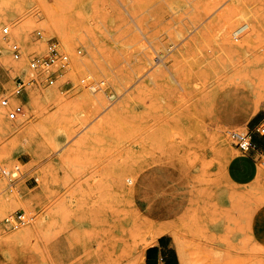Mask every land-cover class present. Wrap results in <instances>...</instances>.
<instances>
[{
    "label": "rangeland",
    "instance_id": "1",
    "mask_svg": "<svg viewBox=\"0 0 264 264\" xmlns=\"http://www.w3.org/2000/svg\"><path fill=\"white\" fill-rule=\"evenodd\" d=\"M51 42L69 63L48 84L56 66L28 63ZM18 77L0 264H54L57 238L86 264H141L162 234L178 253L163 223L188 264H264V159L228 135L264 108V0H0V98ZM18 210L28 222L4 224Z\"/></svg>",
    "mask_w": 264,
    "mask_h": 264
},
{
    "label": "built area",
    "instance_id": "2",
    "mask_svg": "<svg viewBox=\"0 0 264 264\" xmlns=\"http://www.w3.org/2000/svg\"><path fill=\"white\" fill-rule=\"evenodd\" d=\"M8 27L2 28L3 34H8ZM39 34V33H38ZM10 51L14 58H19L21 55V49L18 43H11ZM78 53L80 50L77 51ZM69 63L68 54L61 51L58 43L51 42L48 45V52L46 56H34L29 60L30 69H40L43 71H49L50 67L55 65L56 69L48 72L46 81L48 84H53L55 80V74L64 69ZM91 77L85 76L81 78L80 82L87 84L90 82ZM25 89V81L18 77L15 79L14 88L10 95H5L0 98V105L6 109V117L9 120H15L23 114V104L17 99ZM259 132H264V126L256 129ZM228 135L231 138L234 145L243 153L248 152L252 147L251 132L249 131H228ZM18 171V166L14 168ZM12 172L2 163H0V179L8 178L12 176ZM30 216L24 210H18L15 214L5 218L4 224L11 227H18L28 222Z\"/></svg>",
    "mask_w": 264,
    "mask_h": 264
},
{
    "label": "crops",
    "instance_id": "3",
    "mask_svg": "<svg viewBox=\"0 0 264 264\" xmlns=\"http://www.w3.org/2000/svg\"><path fill=\"white\" fill-rule=\"evenodd\" d=\"M264 126V108L250 117L245 127L251 132L253 147L246 153L240 151L243 160L248 162L264 159V132L256 129ZM30 182L26 184L28 186ZM32 188V187H31ZM47 253L54 264H86L87 258L83 253L73 249L64 239H56L46 245ZM69 253V255H67ZM141 264H181L180 257L169 240V236L160 235L151 245L145 248Z\"/></svg>",
    "mask_w": 264,
    "mask_h": 264
},
{
    "label": "bare ground",
    "instance_id": "4",
    "mask_svg": "<svg viewBox=\"0 0 264 264\" xmlns=\"http://www.w3.org/2000/svg\"><path fill=\"white\" fill-rule=\"evenodd\" d=\"M17 29V32H21L22 31V22L21 23H19V26L18 27H16ZM237 30V29H236ZM238 30H239V28H238ZM235 32V31H234ZM13 33H15V32H13ZM243 33V32H242ZM14 36V35H13ZM12 33L11 34H9L8 35V37H7V43H9L10 41H9V39H11L12 37ZM15 39V38H14ZM9 41V42H8ZM40 45H42V44H40ZM244 93V92H243ZM245 95V94H244ZM32 102H34V100H32ZM22 117V115H20L17 119H15V120H9L8 118H6V113H5V109H4V107H0V121L2 122V125H3V129H5L6 131H11L12 129H13V127H12V125H11V123L10 122H12V121H16V120H18V119H20ZM17 124V123H16ZM14 125V124H13ZM15 126V125H14ZM216 139V138H215ZM225 139V138H224ZM209 142V141H208ZM214 143V142H213ZM209 145V144H208ZM200 152V151H199ZM0 153H2V154H7V155H9V152L8 151H5L4 149H1L0 150ZM201 153V152H200ZM193 155V154H192ZM193 161V160H192ZM190 164V163H189ZM192 165V164H191ZM230 179V178H229ZM126 182H133V179L132 178H128L127 180H125ZM135 186V183L133 184V186H132V188H135L134 187ZM127 188H129V186H128V183H127ZM248 190H251V189H249L248 188ZM232 192H234V191H232ZM249 192V191H248ZM248 192H246V193H248ZM250 193V192H249ZM230 194V193H229ZM239 194V193H238ZM240 194H241V192H240ZM236 195H237V193H236ZM235 196V195H234ZM238 196V195H237ZM250 196V195H249ZM243 198L245 197V198H248V197H246V196H242ZM230 198V197H229ZM239 198H241V196L239 197ZM232 199H234V198H232ZM242 199V198H241ZM238 200V199H237ZM239 201V200H238ZM161 210H159V209H157V211L155 212V214H154V217L155 216H163V215H158L159 213H161L160 212ZM162 227H160L157 231H156V233L157 234H161L162 232H165V231H168V232H170V235L172 234L173 235V238H174V241H175V244H176V246H177V249H178V255H179V257H180V260H181V263L182 264H188L187 262H188V260H189V253L185 250V248H184V243H183V240L181 239V236H180V234L178 233V231H176V229L174 230L169 224H167V223H163L162 225H161ZM167 233V232H166Z\"/></svg>",
    "mask_w": 264,
    "mask_h": 264
}]
</instances>
